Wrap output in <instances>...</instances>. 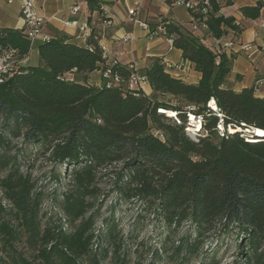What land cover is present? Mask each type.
<instances>
[{
    "label": "trees",
    "instance_id": "obj_1",
    "mask_svg": "<svg viewBox=\"0 0 264 264\" xmlns=\"http://www.w3.org/2000/svg\"><path fill=\"white\" fill-rule=\"evenodd\" d=\"M222 1L211 0L206 23L215 40L226 29L240 32L234 18L220 15ZM263 8L240 10L257 20ZM165 26L201 80L188 84L153 59L144 74L151 96L84 82L105 64L95 36L86 46L62 34L32 43L25 30L0 29V57L15 52L12 75H0V235L7 256L0 264H99L113 241L115 252L121 248L114 211L134 205L137 221L153 217L171 234L190 227L175 247L184 262L199 258L206 241L220 245L236 235L242 264H264V135L254 134L264 131V99L253 88L224 86L232 70L225 53ZM34 49L41 64L20 66ZM115 71L130 75L128 67ZM189 114L202 120L196 138L187 132ZM28 155L58 166L52 180L64 187L54 198L62 216L45 226L43 195L22 169ZM112 196L113 215L96 235L100 206Z\"/></svg>",
    "mask_w": 264,
    "mask_h": 264
},
{
    "label": "crops",
    "instance_id": "obj_2",
    "mask_svg": "<svg viewBox=\"0 0 264 264\" xmlns=\"http://www.w3.org/2000/svg\"><path fill=\"white\" fill-rule=\"evenodd\" d=\"M176 0H35L36 7L45 19L43 33L50 38L62 34L70 38L72 43L86 46L89 39L95 36L102 49L108 52L105 64L88 75L87 85L101 87L103 84L102 71L106 63L117 59L119 65L128 67L135 65L141 74L151 66L153 59H160L165 65H172L167 71L175 78L188 84H198L201 74L195 66L184 60L182 52L163 37L150 40L147 32L135 24L128 15V8L134 3H141L137 19L147 23L151 30H156L161 23L174 24L184 31L191 32L210 47H215V39L205 29L193 31L192 16L182 7H175ZM23 0H0V29L25 30V21L21 14ZM92 3V4H91ZM256 0H223L220 15L234 18L236 33L226 29V41L237 40L239 43H250L257 48L264 46V8L257 20L246 19L241 13L243 7H256ZM80 7L77 14L72 10ZM112 21V25L106 24ZM77 22L79 26L87 24L90 28L89 36H82L77 27L67 26V23ZM131 39V40H130ZM225 54L232 60V70L225 82V87L236 92L245 88L258 89L257 96L264 99V86H258V81L264 80V52H258L252 58L240 51L238 46L225 50ZM39 57L36 49L29 57L20 62V66H37ZM33 60L35 64L28 62ZM150 88V87H149ZM147 88V91L148 89Z\"/></svg>",
    "mask_w": 264,
    "mask_h": 264
},
{
    "label": "rangeland",
    "instance_id": "obj_3",
    "mask_svg": "<svg viewBox=\"0 0 264 264\" xmlns=\"http://www.w3.org/2000/svg\"><path fill=\"white\" fill-rule=\"evenodd\" d=\"M37 59L36 64L33 60L28 63L39 66L41 61L39 57ZM80 79L83 80L82 77ZM84 82H88V76ZM152 93L149 88L147 95L151 96ZM162 100L171 102L168 97H163ZM190 135L196 138L199 133L190 132ZM22 169L31 173L38 184V191L43 195L42 225L45 226L51 221H58L62 213L55 204L54 198L63 193L64 187L55 183L52 176L55 171L59 170V167L46 158L28 155L22 161ZM103 189L105 190L104 186ZM1 195L0 193V197ZM114 201V196H112L108 202L101 204L100 218L95 226L96 235L102 234L103 230L106 229V220L113 215L114 209L111 205ZM137 208L138 206L134 205L131 208H117L114 211L116 214L115 239L121 248L115 252L112 247L114 241H111L108 256L102 258L99 264H242L244 257H241L242 255L236 247V235L225 239L220 245H217L215 239L206 241L199 258L194 256L189 261L184 262L183 256L176 253L175 247L183 237L190 235V227L186 225L181 230L171 234L161 221H156L153 217L137 221ZM65 229H69V227L65 225ZM3 244V236L0 235V257L5 259L7 256ZM16 247L31 256V252L28 251L24 243H18ZM212 256L215 257L214 262L209 263V257ZM84 262L89 264L87 260Z\"/></svg>",
    "mask_w": 264,
    "mask_h": 264
},
{
    "label": "built area",
    "instance_id": "obj_4",
    "mask_svg": "<svg viewBox=\"0 0 264 264\" xmlns=\"http://www.w3.org/2000/svg\"><path fill=\"white\" fill-rule=\"evenodd\" d=\"M256 1L258 3H263L264 5V0H256ZM173 5L175 7L185 8L189 13H191L193 31H198L200 29H205V30L207 29L206 23L209 19V15L212 10L211 0H176ZM141 6L142 5L140 2H136L131 8H128V15L131 17L132 21L135 24H138L144 31L147 32V36L150 40L163 37L173 47L175 36L168 35L164 23H161L156 30H151L150 26L147 23H142L137 19V15L140 13ZM79 11H80L79 6H75L72 10L73 14H77ZM21 14L25 21V35L32 43H36L39 41L40 42L50 41L51 38L49 36L44 35L43 33L45 19L40 15L36 7L35 0H23L21 7ZM106 24L111 26L112 21H107ZM235 24L237 25L236 22ZM67 26L77 27L80 30L82 36L84 37L90 35V28L87 24H83L79 26L77 22H73V23H67ZM261 27L264 28V24H262ZM235 46H238L240 48V51L246 53L250 58H252L255 54H257L260 51L264 52V46L262 48H257L250 43L243 44V43H239L237 40L226 41L224 37L215 40V49L218 54L225 53V50L232 49ZM102 51H103V58L106 60L108 52L106 51V49H102ZM14 56H15V52L10 51L5 55H3L2 57H0L1 76L10 77L12 75ZM116 67H120L118 60L117 59L111 60L110 62L106 63V66L102 71L103 84L107 88L118 87L130 91L132 93H135L136 95L141 92L147 94V88L150 87L149 80L145 75L140 73L139 69L135 65L128 66L130 75L127 78L117 73L115 71ZM166 68L170 69L172 68V65L167 63ZM2 82L3 81L0 80V83ZM258 86H264V80L258 81ZM255 92L257 94L259 92L258 89H256ZM171 114L173 115L171 117L177 120L176 113L172 112ZM188 116H189L190 125L187 128V132L188 133L195 132L198 134L202 126V120L201 119L196 120V118L191 114H189ZM191 119L196 120L197 125L194 126V124H192L191 122ZM177 122L179 123L178 120ZM219 128L221 130L222 136H224L223 134L224 130L222 126H219Z\"/></svg>",
    "mask_w": 264,
    "mask_h": 264
},
{
    "label": "bare ground",
    "instance_id": "obj_5",
    "mask_svg": "<svg viewBox=\"0 0 264 264\" xmlns=\"http://www.w3.org/2000/svg\"><path fill=\"white\" fill-rule=\"evenodd\" d=\"M210 105H211L212 108L217 109V106H216V103H215L214 100L211 101V104H210ZM172 112H173V111H168V113H169L168 115L173 116V115L171 114ZM192 116H193V114H192ZM196 120H197V119H196ZM196 120H192V119H191L192 124L197 123ZM233 131H234L233 128H231V132H233ZM247 132H250V131L247 130ZM255 132H257L259 135H264V131H262V130H259V129H258V130H255V131H254V134H255ZM262 137H263V136H262Z\"/></svg>",
    "mask_w": 264,
    "mask_h": 264
},
{
    "label": "water",
    "instance_id": "obj_6",
    "mask_svg": "<svg viewBox=\"0 0 264 264\" xmlns=\"http://www.w3.org/2000/svg\"><path fill=\"white\" fill-rule=\"evenodd\" d=\"M257 135H259V134L257 133ZM261 136H263V135H261Z\"/></svg>",
    "mask_w": 264,
    "mask_h": 264
}]
</instances>
